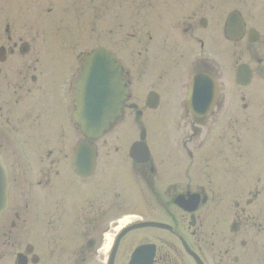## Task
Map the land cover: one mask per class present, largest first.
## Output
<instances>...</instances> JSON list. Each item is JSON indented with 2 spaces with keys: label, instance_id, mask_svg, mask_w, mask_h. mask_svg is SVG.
<instances>
[{
  "label": "flooded vegetation",
  "instance_id": "flooded-vegetation-1",
  "mask_svg": "<svg viewBox=\"0 0 264 264\" xmlns=\"http://www.w3.org/2000/svg\"><path fill=\"white\" fill-rule=\"evenodd\" d=\"M83 2L85 20L59 17ZM126 4L132 20L106 17ZM47 6L56 13L48 21ZM216 7L210 0H0V150L11 180L0 264H264V27L244 17L246 32L228 38ZM94 37L102 40L96 46ZM100 47L121 65L129 92L92 161L91 149L78 154L88 139L75 120V91ZM242 63L252 70L248 85L237 82ZM140 70L158 71L144 97L133 91ZM201 73L216 80V97L200 90L197 115L188 95ZM155 118L175 122L160 133L168 151L150 139ZM128 121L136 135L126 144ZM143 131L149 159L136 162L130 150ZM126 180L149 193L131 195ZM191 193L200 202L188 212L176 200ZM147 220L173 230L124 233Z\"/></svg>",
  "mask_w": 264,
  "mask_h": 264
},
{
  "label": "water",
  "instance_id": "water-1",
  "mask_svg": "<svg viewBox=\"0 0 264 264\" xmlns=\"http://www.w3.org/2000/svg\"><path fill=\"white\" fill-rule=\"evenodd\" d=\"M229 30L231 24L236 20H242L237 13H233L229 18ZM120 67L114 62L110 53L104 49L95 51L85 65L80 82L77 85V106L76 119L82 127L86 136L96 139L103 135L108 129L114 117L121 113V103L125 99L127 90L123 88L120 80ZM251 78L248 79L250 81ZM240 82L241 78H238ZM199 82L208 83L207 86H214L213 80L207 76L197 77L194 82V96L191 95L190 106L198 108L200 105V95L198 93ZM248 83V82H243ZM206 87L202 85L201 89ZM87 121L88 124H85ZM144 138V136H142ZM145 145L136 143L132 149V155L136 158L139 151H143ZM146 150V149H145ZM9 174L7 166L0 154V221L9 203ZM198 199V198H197ZM194 199H191L193 201ZM179 203H182L179 200ZM163 226L158 223H143L138 226Z\"/></svg>",
  "mask_w": 264,
  "mask_h": 264
},
{
  "label": "rangeland",
  "instance_id": "rangeland-1",
  "mask_svg": "<svg viewBox=\"0 0 264 264\" xmlns=\"http://www.w3.org/2000/svg\"><path fill=\"white\" fill-rule=\"evenodd\" d=\"M210 3L211 4L214 3L215 6H217L216 8H218L219 11H221L222 17L224 19H226V17H228L229 13L232 10H234L235 8H238L240 11H242L244 13V15L247 18V20H253V21L254 20H259L260 24L264 27V0H210ZM49 9H50V7L47 6L45 8V10H44L45 11V14H46V21H48V17L52 15L51 14L52 12L50 13V10ZM27 11L28 10H26L25 13ZM61 11L62 10H58L57 11L60 14L59 15L60 18L61 17L67 18L70 15L71 20H80V18L83 19V20H85V18L87 16V14H86V5H85L84 2L82 4H79L78 6H74V8L70 9V11H68V12H67V10L65 12H61ZM133 11H134V9L129 8V5L126 4L125 7H124V9H122V10L121 9H118V8H114V9L111 8V10H109V13H108V15L106 17L109 18V20H118V17L117 16H120L121 15V18H122V15H123V17H125L126 20H132L133 19L132 17H133V14H134ZM23 13H24V11H23ZM100 13L101 12L98 13L97 11H95V17H94V20L95 21L102 20V16L100 15ZM55 14L56 13H53V15H55ZM142 15L144 16L145 14L142 12ZM24 17L25 18H29L30 16L29 15H24ZM114 17H116L117 19H115ZM263 33H264V30H263ZM100 41H102V40H99L96 37L93 38V44H95V46ZM112 43H113V40L110 39V44H112ZM78 45H79L78 46L79 49L80 48H85L87 46L86 40H85L84 37L82 38V40L79 42ZM257 47H260L261 48V42L258 44ZM244 57L250 59L251 55L248 53ZM223 60H226V58L223 59ZM228 62H229V60H228ZM228 62L227 63L226 62L225 63L222 62V66H224L223 68H225V65H226V68L229 67L230 62L229 63ZM254 63L256 64V61H254ZM155 73L157 74L158 71L152 70L147 75L146 74H143L142 73V70H140V72H137V74H136L137 75V78H136V75H135L134 76L135 77V82L133 84V91L135 92L136 96H138V97H141V96L144 97V96H146L148 90H150L151 89V86H152L151 83L149 82V80L152 79L155 76ZM159 74H161L160 71H159ZM139 77H141V78H139ZM168 79L169 78H166L165 79V77H164V78H162L160 80V83L161 84H165V82H166L165 80H168ZM223 81L226 82V83H229V77L226 76L223 79ZM177 83H178V80H177ZM154 84H155V82H154ZM163 123H164V126H165L164 128L161 126V124H163ZM172 123H175V122H171V125H170L169 122H167V121L163 122V120L159 121V120H156V118L155 119H152V120H148V127H149L150 139L159 138L160 140L159 139L158 140L161 141V143L163 145L166 144L163 147V150L164 151H168V147H167V143H166V141L164 139L165 138V134H163V136H162V134H160V133H161V130L162 129H165L166 130L168 128H172L173 127V124ZM132 125H131V121H128L123 126L125 138H128L129 136H132L134 133L136 135V129L133 128ZM158 132H159L160 135H156ZM50 135H54V134H50ZM137 135H138V133H137ZM129 138L128 139H125V142L124 143L127 144ZM45 139L48 140L50 138L49 137H45ZM51 139L53 140L54 139V136H51ZM56 139H57V137H55V140L54 141H56ZM104 139L105 138L101 139L97 143L100 144V145H104L105 144L104 143ZM108 139H110L109 140V144H111V145H122L123 144V142H122L123 140L122 141H119V139H117V138H112L111 139V137H108ZM36 142L39 143L38 140ZM40 142H41V137H40ZM151 143L153 144V142H151ZM155 145L156 144H154V146ZM197 185L198 184H193V187H197ZM126 189H127V192L128 193H130L131 195H135V196H140L141 193H143V194L144 193H149V190L146 189V187H144V185H143V190L141 191L140 188L133 182V180H131V181H127L126 180ZM132 219H134V217H127V220L126 221L132 220ZM188 220L186 222V226H188Z\"/></svg>",
  "mask_w": 264,
  "mask_h": 264
},
{
  "label": "snow or ice",
  "instance_id": "snow-or-ice-1",
  "mask_svg": "<svg viewBox=\"0 0 264 264\" xmlns=\"http://www.w3.org/2000/svg\"><path fill=\"white\" fill-rule=\"evenodd\" d=\"M85 124H88L87 121L85 122Z\"/></svg>",
  "mask_w": 264,
  "mask_h": 264
}]
</instances>
